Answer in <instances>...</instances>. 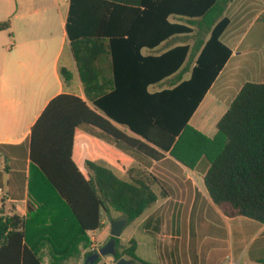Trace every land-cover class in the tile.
<instances>
[{
  "label": "trees",
  "instance_id": "trees-1",
  "mask_svg": "<svg viewBox=\"0 0 264 264\" xmlns=\"http://www.w3.org/2000/svg\"><path fill=\"white\" fill-rule=\"evenodd\" d=\"M231 2L70 0L66 32L86 99L57 95L33 125L28 211L22 217L0 208V264H42L43 245L50 249L51 264H63L81 246L90 247L88 233L100 229L111 210L128 225L157 201V178L146 168H130L125 180L88 160L90 173L83 174L73 160L77 131L92 136L98 131L117 147L155 162L165 157L162 152L189 168L202 159L208 163L204 186L220 211L264 224V83L242 86L218 120L214 138L189 125L232 54L221 40ZM9 28V19L0 22V31ZM194 34V44L153 52L174 37ZM187 71L190 77L183 80ZM60 74L67 84L71 73L61 68ZM174 75L172 87L148 90ZM115 240V260L153 264L138 256L135 240L121 249L120 238ZM96 252L88 250L84 259Z\"/></svg>",
  "mask_w": 264,
  "mask_h": 264
},
{
  "label": "crops",
  "instance_id": "crops-1",
  "mask_svg": "<svg viewBox=\"0 0 264 264\" xmlns=\"http://www.w3.org/2000/svg\"><path fill=\"white\" fill-rule=\"evenodd\" d=\"M69 8L70 0H0V22L10 20V28L0 31V208L9 215H27V154L33 125L57 95L70 93L86 99L66 32ZM226 15L230 23L221 40L231 48L232 54L189 120L190 126L210 139L217 133L218 120L242 86L250 82L240 80L242 69L239 65L240 58L250 49H241L248 25L259 24L255 37L258 43L264 41V0H232ZM179 38L181 36L174 37L153 52L158 54L181 44L177 41ZM257 48L259 53L254 68L261 80L255 83H264V43L258 44ZM193 65L194 62L189 71ZM61 68L71 73L67 84L61 77ZM189 71L183 74V80L190 77ZM177 80L174 75L148 90L156 92L170 88ZM114 124L129 136L139 138L124 126ZM95 133L92 136L77 131L74 147L80 137L84 138L80 142L85 144L89 140L107 143L111 155L104 151L96 156V160L84 158L87 168L84 172L74 160L73 147V160L83 174L90 173L88 160L111 169L121 178L126 176L125 180H129L130 168H146L157 178L153 190L155 186L160 189L158 194L155 192L157 201L128 224H133L134 230L126 243H121L120 239L121 248L133 239L138 256L153 264L155 256L157 264H264V224L242 216L230 218L220 211L204 186L203 175L208 163L201 159L189 168L169 152H162L165 156L162 160L146 164L139 155L117 147L98 131ZM95 149L102 151L100 145H95ZM104 218L105 215L100 229L88 233L90 248L96 245L100 249L110 236ZM120 219L121 216L113 218ZM98 231L101 234L97 235ZM169 233H174L173 238ZM90 248L81 246L80 252L64 260L63 264H83L84 255ZM150 255H154L153 260L145 258ZM39 258L42 264H51L52 255L47 245L41 246ZM114 261L117 260L112 257L106 262Z\"/></svg>",
  "mask_w": 264,
  "mask_h": 264
},
{
  "label": "rangeland",
  "instance_id": "rangeland-1",
  "mask_svg": "<svg viewBox=\"0 0 264 264\" xmlns=\"http://www.w3.org/2000/svg\"><path fill=\"white\" fill-rule=\"evenodd\" d=\"M259 27V24L256 25H248L247 27V35L245 40L243 41L242 47L246 48L249 47V52L245 57L240 58V62L239 65L242 69V74H240V80H242V82L245 81H250V82H259L260 77L257 76V71L255 67V61L258 57V44H263L264 41H261L260 43H258V39L255 37V33L257 31ZM197 39V35H190L188 37H181L179 38L177 41L179 42H189L191 44L195 43V40ZM258 43V44H257ZM237 61V59L235 60ZM194 62V56H190L188 59V70L190 69L191 65ZM188 72V71H187ZM247 72V74L245 75V73ZM187 74V73H186ZM81 139L84 138H77L76 142H75V147H74V160L77 163V165L84 170V172L87 170L83 159L84 158H89L90 160H96V156L99 154H103V152L105 151L106 154L111 155L110 153V147L108 146L107 143H101V142H95L93 140H89L86 144L84 142H80ZM99 143V144H97ZM95 145H100L102 147V151L101 153L99 151H97V149H95ZM112 154L115 155V153L113 152V150H111ZM135 153L137 155H139L140 157H142V159L145 160V163H151L152 160H150L148 157H146L145 155H141L138 152L135 151ZM141 164V163H140ZM122 178L127 179L126 176H122ZM159 188L157 186L154 187V191L158 194L159 193ZM146 213V211H145ZM121 216L120 213L115 212V211H111V214L105 215V220H106V232L109 231L111 229V221L113 220V218ZM124 232L121 236V243H126V239L128 237L129 234H131L134 230V226L132 225H127L124 228ZM101 234V231L97 232V235ZM155 234H157V232H155ZM103 236V235H101ZM169 236H171V238H173L174 233H169ZM97 238H95V241L97 242ZM106 242H108V239L104 242V244H106ZM128 245V243H127ZM90 248V247H89ZM119 248L121 249V244H119ZM206 250V249H205ZM208 250V249H207ZM142 255V253H141ZM154 255H150V257H145L147 260H153ZM113 256L107 255L101 258V261L98 264L104 263L107 261V259H111ZM114 258V257H113ZM158 259L154 258V264H157ZM140 264V263H138Z\"/></svg>",
  "mask_w": 264,
  "mask_h": 264
},
{
  "label": "water",
  "instance_id": "water-1",
  "mask_svg": "<svg viewBox=\"0 0 264 264\" xmlns=\"http://www.w3.org/2000/svg\"><path fill=\"white\" fill-rule=\"evenodd\" d=\"M127 221L125 219L113 220L111 221L110 235L113 237L105 245H103L96 253L88 256L83 264H94L100 257L107 255L115 257L117 254L116 251V240L121 236L122 230L126 225ZM117 264H131V261L127 260L125 257H122L117 260Z\"/></svg>",
  "mask_w": 264,
  "mask_h": 264
},
{
  "label": "built area",
  "instance_id": "built-area-1",
  "mask_svg": "<svg viewBox=\"0 0 264 264\" xmlns=\"http://www.w3.org/2000/svg\"><path fill=\"white\" fill-rule=\"evenodd\" d=\"M91 251H98L99 248L96 246V245H93L91 248H90ZM103 264H117V261H114V262H106V263H103ZM232 264V263H231Z\"/></svg>",
  "mask_w": 264,
  "mask_h": 264
}]
</instances>
